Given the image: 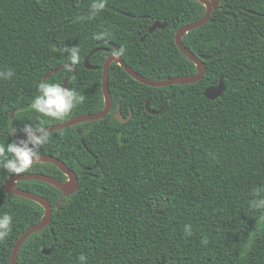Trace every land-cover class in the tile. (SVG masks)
Here are the masks:
<instances>
[{
  "label": "trees",
  "instance_id": "16d2710c",
  "mask_svg": "<svg viewBox=\"0 0 264 264\" xmlns=\"http://www.w3.org/2000/svg\"><path fill=\"white\" fill-rule=\"evenodd\" d=\"M92 3L0 0V72H13L0 79V144L25 135V123L47 128L103 110L102 66L115 49L99 40L125 48L123 61L145 78L197 73L174 36L203 17L202 3L107 0L94 17L81 19ZM227 12L237 19L233 41L226 54L204 61L200 80L152 87L112 61L108 114L51 131L41 154L61 160L78 186L66 196L41 180L17 181L52 208L49 224L21 245L17 264H81V254L85 264H264V210L249 205L264 188V0H219L208 21L181 40L193 53L219 52L232 26ZM154 21L167 25L149 33ZM100 32L107 35L97 37ZM65 45L79 49L76 72L64 66L44 79L70 63ZM95 48L89 58L95 69H88L84 58ZM65 78L67 88L84 96L82 104L64 119L32 108L40 82ZM220 79L223 93L207 98L204 91ZM147 99L151 110L163 106L158 114L147 112ZM117 107L123 117L131 111L127 121L116 119ZM25 173L67 179L51 162H34ZM12 174L0 168V215L12 217L10 234L0 241V264H11L16 240L44 214L37 202L4 190Z\"/></svg>",
  "mask_w": 264,
  "mask_h": 264
},
{
  "label": "water",
  "instance_id": "95a60500",
  "mask_svg": "<svg viewBox=\"0 0 264 264\" xmlns=\"http://www.w3.org/2000/svg\"><path fill=\"white\" fill-rule=\"evenodd\" d=\"M197 1L202 3L205 6V13H204L203 17H201L199 20H197L195 22L181 26L180 28L177 29V31L175 32V36H174V41H175V44L178 47V49L196 65L197 70H198L196 74L187 75V76L171 77V78H167L164 80H151V79L145 78V77L141 76L140 74H138L137 72H135L130 66L125 64L122 57L117 58L118 60L113 59V56L110 53L106 57V59L103 63V66H102V91H103V98H104V102H105V106H104L103 110H101L97 113H93V114L79 115V116L73 117V118H71L65 122L55 124V125H51L47 128L50 129L51 131H54V130L62 129V128L77 124L79 122H83L85 120H96V119L102 118L108 114V112L111 108V98H110L109 89H108V70H109V66H110L112 61H114L117 64H119L120 66H122L123 69L135 80H137L143 84H146L148 86H152V87H160V86H165V85H169V84H185V83H190V82H195V81L200 80L206 72V66L204 64V61L219 58L228 52L230 45L233 41V37H234L235 31H236V28H237V19H236L234 14H232L230 12L226 13V15L232 19V26H231L230 34L228 37V41L222 50H220L219 52H216L214 54H211V55H202L199 51H196L195 53H193L192 51L187 49L184 46V44L182 43V40H181L182 36L185 33H187L188 31H190L191 29H194L196 27H199V26L205 24L208 21V19L210 18L212 10L216 9L218 7V4H219V0H197ZM166 25H167L166 22L160 23L158 21H154L152 23V25L149 27L148 32L151 33L156 29H163L166 27ZM144 37L145 36H143L141 38V40H143ZM100 43H107L110 46H113L115 50L118 49V46L116 44L109 42L107 40L102 39V40L97 41V44H100ZM97 50H98V48L93 49L84 58V66L86 68L95 69L94 66L90 65L89 58ZM66 65L67 64L62 65V66H57V67L47 71L44 75V79L46 77H48L51 73L59 71L62 67L66 66ZM72 72L73 73L76 72L75 67H73ZM66 82H67V78H65L63 80V82L59 85L67 88ZM223 91H224V85H223L222 79H220V81L218 82V84L216 86H212V87L207 88L204 91V95L209 99H216L217 97H219L223 93ZM149 101H150L149 99H147L145 101V108H146L147 112L150 114H153V115L158 114L161 111V109L163 108V106H161L158 110H151L149 107ZM13 113H14V110L11 112V116L13 115ZM114 116L120 122H125L131 116V111L127 117H123L120 114L119 107H117V110L114 113ZM32 121H33V118L31 120V123H32ZM37 134H39V133H37ZM21 139H27V135L25 134V135H22L20 137H17L16 141H19ZM36 162L54 163L67 176V179L62 182V181L58 180L57 178L51 177V176L46 175V174H40V173L21 174V173H19V174H12L11 176H9L5 180L4 185H3L5 191L17 194L19 196H22V197L28 198L34 202H37L44 209V214H43L41 220L39 222H37L36 224L27 228L16 240L15 244L13 245L12 251H11V257H10L11 264H17V260H16L17 259V253H18L21 245L23 244V242L31 234L41 230L47 224H49V222L51 220V214H52V208H51V205L47 199H45V198H43L37 194L30 193L28 191H25V190L18 188L17 187V181L18 180H41V181L47 182L49 184H52V185L60 188L66 196H69L71 193H73L77 189V186H78V180H77V176L75 175V173L72 170H70L58 158H56L54 156L41 154L40 160L36 161ZM42 252L45 254H48L50 252V249L42 250Z\"/></svg>",
  "mask_w": 264,
  "mask_h": 264
},
{
  "label": "clouds",
  "instance_id": "9594fccd",
  "mask_svg": "<svg viewBox=\"0 0 264 264\" xmlns=\"http://www.w3.org/2000/svg\"><path fill=\"white\" fill-rule=\"evenodd\" d=\"M107 0H93L90 13L87 17L81 19H90L98 12L102 11L106 6ZM97 37L107 35L105 32L95 34ZM64 52L68 53L70 63L66 65L68 70L73 71L80 63L79 49L76 46L65 45ZM126 49L119 47L111 53L113 59L122 57ZM13 75L11 70L0 72V79H9ZM38 95L32 102V108L55 119H64L77 105L84 102V96L80 95L75 89H69L55 83L40 82L38 84ZM17 129L13 128L12 133ZM27 135V139L19 141L13 140L6 146L0 144V168L7 170L8 173L19 174L28 171L34 162L39 161L41 157V148L49 143L52 136L50 129L41 125L25 123L20 129ZM11 133V134H12ZM39 133V134H37ZM10 154V155H6ZM264 192V188L257 189L256 198L249 201L251 208L255 210H264V196L260 193ZM12 226V217L4 213L0 215V241H4L10 234ZM184 231L186 235H192L191 225H185ZM208 243L207 237L202 240V244ZM81 264H85L87 257L81 254L78 257Z\"/></svg>",
  "mask_w": 264,
  "mask_h": 264
}]
</instances>
